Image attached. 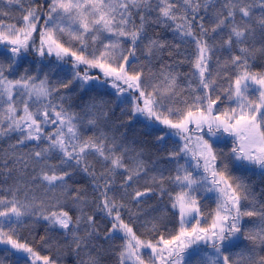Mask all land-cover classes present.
<instances>
[{"label":"snow or ice","instance_id":"obj_1","mask_svg":"<svg viewBox=\"0 0 264 264\" xmlns=\"http://www.w3.org/2000/svg\"><path fill=\"white\" fill-rule=\"evenodd\" d=\"M7 3L18 5L22 15L20 26L0 22V44L6 46L2 55L7 59V66L0 60V137L18 134L15 143L0 150V172L5 181L12 180L7 188L0 185V193H6L0 194V245L7 246L6 252L27 254L21 260L30 258L31 264H64L67 257L73 264H105L109 254L116 256L117 264H264V202L241 176L232 175L223 152L214 150L211 142L225 134L232 137V166L242 172L258 169L264 177V72L250 68V59L257 52L264 56V0ZM7 14L0 11V17ZM151 25L168 28L182 43L195 45V86L191 79L187 88L181 86L179 74L167 62L160 64L158 72L152 70V62L162 60L165 54L178 56L181 44L159 34L150 35ZM65 35L68 46L62 39ZM72 42H78L79 47L74 49ZM30 48L41 57L73 58L72 78L50 87L47 74L37 83V76L26 68L18 79H9L5 71L10 72ZM225 48L229 57L224 66L230 63L238 69L224 90L226 100L234 101L235 107L218 108L221 96L213 98L211 94L216 78L209 71V62ZM216 63L220 64L219 59ZM57 68L64 71L59 65L48 71ZM92 68L99 69L103 79L89 75ZM75 81L89 92L110 84L115 100L90 97L79 113L70 111L64 106L66 97L57 94ZM254 86L258 90L255 100L249 97ZM185 91L190 92V100L183 95ZM133 121L143 125L146 137L154 139L138 142L135 134L129 139L127 129ZM173 137H179L183 144ZM27 142H34V146L23 151ZM149 143L167 153L168 162L175 165V175L165 176L155 162L150 170L144 158ZM53 154L58 155V164L50 163ZM186 156L190 159H184ZM89 157L100 163L99 170ZM73 169L91 178V200L86 190L69 184ZM120 170L118 199L115 185ZM142 178L152 186L146 181L144 190L133 187ZM166 180L180 191L173 195L165 187ZM41 187L43 197L35 194ZM150 193L167 195L179 215L178 232L168 238L161 234L155 242L137 236L121 218V211L130 217L136 215L137 210L130 205H139ZM207 193L215 194L216 208L208 214L210 224L201 226L197 196ZM69 202L75 216L64 210ZM53 207L57 210L52 211ZM97 212L112 217L111 228L104 233L96 220ZM29 219L48 222L40 239L48 248L57 249L55 258L41 256L21 241L18 232ZM146 224L158 231L155 218ZM49 230L57 232L58 238L50 236ZM117 238L124 243L113 253L110 242ZM242 241L247 242L243 248ZM0 264L5 260L0 259Z\"/></svg>","mask_w":264,"mask_h":264},{"label":"trees","instance_id":"obj_2","mask_svg":"<svg viewBox=\"0 0 264 264\" xmlns=\"http://www.w3.org/2000/svg\"><path fill=\"white\" fill-rule=\"evenodd\" d=\"M43 0H36L37 4L42 3ZM0 11L8 13L7 15L0 17V22L5 24H16L20 26V17L22 15L20 11V7L18 5H9L7 0H0ZM239 19V17H237ZM39 27V26H38ZM149 34L150 35H157L159 34L163 39L171 42V43H179L181 44L179 55L174 57H169L165 54L162 57V60H154L150 67L153 71H159L160 64L163 62H167L172 65V70L179 74L178 76V83L187 88V81L192 80L193 86L196 85L197 81L193 79L192 74L197 70L194 69L192 61L195 58L196 50L195 45L192 43H182L179 39L176 38V34L169 30L168 28H162L156 25L149 26ZM35 39V37H34ZM63 41L68 46V37L65 35ZM37 40V45H38ZM71 46L75 49L79 47L78 42H72ZM99 47V44H97ZM6 51V46L0 44V60H3L5 66H7V59L2 55V53ZM238 54V53H237ZM140 55V53H137ZM229 57V52L227 48L221 49L217 51L214 55L212 61L209 62V71L215 76L216 78V85L214 86V90L212 91L213 98L216 95L221 96V102L217 104V107H235V102H229L226 100L227 93L224 91L228 89L230 86V82L234 77L238 74V69L232 66L230 63L227 66H224V61ZM145 58L141 56V60L143 61ZM219 59L220 64L217 65L216 60ZM175 60L183 61L182 63L176 64L174 63ZM73 64V58L65 57L64 60H57V58L53 56H45L41 57L39 54L30 48L27 53H24L13 67V69L9 71H5V75L8 76L9 79H18L21 75L24 74V69H28L29 74L37 76V83H39L40 79H43L44 74L48 75L49 86H56L59 87V82L61 80L67 81L72 78L71 72L69 71ZM59 65L61 66L64 71H61L60 68H57L56 71L49 72L48 68L52 66ZM41 69L40 72H37V69ZM84 66L81 65V70H83ZM250 68L252 71L256 72H264V56H262L259 52L255 54L253 58L250 59ZM147 71V68H146ZM89 75L93 76H101L103 79L102 74L100 73L99 69H89ZM207 76V74H206ZM91 83V82H90ZM79 82L75 81L73 84L68 88L60 89V93L57 95H64L66 97L65 100V107L69 108L70 111H74L79 113L81 111V106L89 101L90 97H95L97 100H109L114 101L115 96L113 95L114 89L111 88L110 84L102 89H96L93 92H89L87 89L81 90L78 87ZM127 95V94H126ZM183 95L188 96L189 100L191 99V95L189 91H185ZM258 96L257 87H253V90L249 93V97L255 100ZM116 115L120 114V106H115ZM143 120V117L140 118ZM163 127V126H160ZM51 130V127L48 129ZM144 128L143 125L137 121H133L132 124L127 129V134L129 139L135 138L138 142H142L145 139L149 141L154 139V136H145L144 135ZM91 135V132L87 133ZM219 136V134H217ZM17 135L11 136V139L0 140V150L7 149L10 144L15 143ZM207 139V137H205ZM173 140L183 144V141L179 139V137H173ZM213 144L214 150L217 152L222 151L224 154L225 162L229 163V168L231 170L232 175L234 176H241L252 188L254 193L256 194L259 201L264 202V177L259 174V170L256 169L252 172H242L241 170L235 168L231 164V148L234 147L232 137L225 134L223 137H220L219 140L217 138H213L211 141ZM34 146V143H26L23 147V151H27ZM172 143L169 142V150L172 148ZM147 148L145 154V160L148 161L150 170L153 167V162H155V167L164 170L165 176L168 175H175L174 171H172L175 165L170 164L167 159V153L163 151H158V146L149 143L145 146ZM90 160L95 164L97 170L100 168V163L96 161L94 158L89 157ZM184 159H190V157H184ZM184 159L181 160V163H184ZM59 157L57 154H53L50 159V163L58 164ZM218 168H219V161H218ZM3 165L0 164V168ZM73 175L69 178V184L73 189H84L88 195L89 200L93 197V185L91 182V178L83 173L82 171L73 169ZM123 170H120L116 176V185H115V195L119 199L121 196V189L120 184L122 183V178L120 173ZM29 174L31 175V169H29ZM154 174L150 171V175ZM196 173L194 172V175ZM15 175V174H13ZM4 173L0 172V185H3L4 188H7L9 184L12 183V180L9 179L5 181L3 179ZM24 179H27L25 177ZM147 178H142L139 182H134L133 187L139 188L140 190H144L146 186ZM46 183V182H45ZM148 186H152L150 181H147ZM165 187L168 188L169 191L175 195L180 191L178 187L174 184L169 183L167 180L165 181ZM131 191V189H129ZM6 194V193H0ZM35 194L37 196L43 197L44 189L38 188L35 189ZM199 200V204L201 207L202 215L198 218L201 221V226H207L210 224L209 213H212L216 208V199L214 193H207V194H198L197 196ZM51 202L49 201V204ZM134 210H137V214L133 216H129L125 211H121V218L124 220L125 223L129 224V226L133 229V231L140 236L142 239L146 240H155L158 238L159 235H164L165 238H168L170 234H175L179 230V215L177 209L171 208V202L167 195L161 197L158 194H149L148 197L142 198V202L139 205L131 204L130 205ZM52 211H56V208H51ZM64 210L69 211L70 215L75 216L76 210L71 207L70 202L67 205H64ZM155 218V222L158 226V231L154 232L151 229V225H147L146 221H152ZM96 220L100 227L101 233L106 232L111 228L112 217H107L103 212L96 213ZM194 223V221H193ZM245 223H249V220L245 218ZM48 229V222L44 220H39L38 222L33 223L31 219L26 222V225L20 228L18 232V236L22 242L28 243L33 249L38 252L41 256L50 255L54 258L57 256V249L55 247L48 248L45 243H43L40 237L45 235V230ZM49 235L52 237L58 238V233L52 230H49ZM122 235V234H121ZM100 243H104L103 240ZM124 243V241L120 238L115 239L114 241L110 242L111 250L113 253L116 252L118 247ZM246 241H242L240 247L243 248L246 244ZM105 247H109V244H105ZM7 246L0 245V259L5 260V264H31V259L27 258L21 260V257H26L27 254L24 253H8L6 252ZM239 249L233 250L231 258L235 257V252ZM150 250L142 249V252L147 253ZM208 251H211L209 248ZM147 258V257H145ZM36 264H42L41 261H37ZM64 264H73V260L71 257H67L64 259ZM105 264H117L116 256L114 254L106 255L105 257Z\"/></svg>","mask_w":264,"mask_h":264},{"label":"rangeland","instance_id":"obj_3","mask_svg":"<svg viewBox=\"0 0 264 264\" xmlns=\"http://www.w3.org/2000/svg\"><path fill=\"white\" fill-rule=\"evenodd\" d=\"M256 87V86H255ZM3 109L2 108H0V111H2ZM11 136H13V134H10L8 137H11ZM4 138H7V137H0V140L1 139H4ZM28 143H34V142H28Z\"/></svg>","mask_w":264,"mask_h":264}]
</instances>
